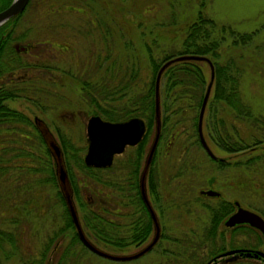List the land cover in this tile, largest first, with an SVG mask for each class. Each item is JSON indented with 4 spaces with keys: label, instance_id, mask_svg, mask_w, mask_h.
Instances as JSON below:
<instances>
[{
    "label": "rangeland",
    "instance_id": "374dc122",
    "mask_svg": "<svg viewBox=\"0 0 264 264\" xmlns=\"http://www.w3.org/2000/svg\"><path fill=\"white\" fill-rule=\"evenodd\" d=\"M38 1L30 0L27 4V0L12 25V35H18V40L13 39L18 47L32 45L31 55L20 53L22 60L31 64L16 69L15 74L28 69L29 75L28 82L20 81L18 87L25 84L26 88L32 90L34 86L41 85L42 89L40 92L26 91L25 95L7 98L3 103L21 110L30 119L35 115L41 118L58 144V134H63L73 144L84 148L80 149L81 155L86 149L85 123L90 113H93V107L87 103L88 98L81 88L82 79L87 77L90 81L101 83L114 72L119 73L124 67H130L132 62L134 67L137 66L141 83V80L149 76L145 45L149 46L154 55L160 54L162 50L179 48L185 27L193 20L200 5L202 13L216 22L227 23L236 31H254L248 45L231 47L234 52H230V48L223 44L222 51L233 54L244 68L239 87L241 99L253 113L264 116V0H203V4L200 3L201 0ZM13 40L8 39L7 43L10 44ZM200 60L207 77L209 66L206 61ZM31 73L37 78L31 76ZM48 76L50 80L46 81ZM101 92L98 95L95 93L100 103L114 102L109 100L110 96L108 99L101 98ZM185 109L173 142L165 145V141L169 139L164 131L154 149L152 170L157 178L158 196L154 198L146 187L147 197L160 225V234L154 245L142 255L129 260H113L86 250L80 253L78 264H202L211 256L209 249L213 244L215 247L212 249L222 245V249L215 250L217 253L240 241L257 242L256 247L264 250V236L256 234L257 231L250 226L246 231L245 228L240 231L231 230L229 225L220 221L216 225L213 242L210 244V240L204 238L210 218L207 209L216 204L219 195L230 200L238 199L243 206L258 212L264 218V156L257 158L249 167L241 162L235 166L214 167L204 148L193 143L195 134L190 135L192 112L186 106ZM237 124L238 133L247 141L252 137L251 132L259 135L251 123L242 120ZM24 130L31 134L30 140L23 143L27 144L26 149L29 151L28 164L44 167L46 154L43 144L34 137L35 128L30 125ZM12 135L17 136V133L9 129L0 130V138L3 140L12 139ZM202 135L215 157H227L233 161L237 157L244 161L248 155L259 152L255 148L251 152L227 153L211 143L203 131ZM151 137L150 133L139 160L138 171ZM177 139L181 143H175ZM21 141L23 140L19 137L18 143ZM258 145L264 146V140ZM134 154L132 147H126L121 154L114 156L110 164H113V169L106 171L103 170L106 167H99L103 168L99 174L102 178L111 177L119 182L127 171L122 165H127V160L133 159ZM25 157L21 156V160ZM184 157L189 162L187 164L183 161L187 166L185 174L173 176V171L180 167ZM69 163L73 173L83 174L82 169L78 165L77 168L71 159ZM21 172L23 173L20 169L13 170L19 182L27 177L26 173L23 175ZM33 175L38 177L44 175V172H32ZM13 184L14 182L8 184L0 181V192L4 190L3 197H0V230L4 233L11 231L18 243L19 229L22 232V249L34 256L45 234L60 225L62 208L54 196V187L50 182H40L28 188L23 185L17 193ZM205 188H213L220 194L200 195L199 190ZM114 194L108 200L120 211L112 212L110 216L120 227L126 228L128 218L123 215V211L127 209L132 212L133 206L124 205L127 199L123 194L122 197H119L117 191ZM23 199L26 200L25 203ZM10 217H15L16 222L11 221L14 218ZM151 234L152 230L142 242L136 245L131 243L122 248L108 247L102 241H95L92 237L89 239L106 251L128 253L146 243ZM1 246L8 250L9 244L2 241ZM219 257L221 256L215 257L216 262L210 263L211 260H208L205 264H261L253 260L225 261V256ZM0 258L1 264H22L18 253L3 259L0 251Z\"/></svg>",
    "mask_w": 264,
    "mask_h": 264
},
{
    "label": "trees",
    "instance_id": "16d2710c",
    "mask_svg": "<svg viewBox=\"0 0 264 264\" xmlns=\"http://www.w3.org/2000/svg\"><path fill=\"white\" fill-rule=\"evenodd\" d=\"M29 1L27 4L30 3ZM9 2L10 0H0V9L5 7ZM38 2L46 3L45 0H39ZM200 3L203 4V0ZM201 6L197 9L193 20L185 27L179 48L162 50L160 54L154 55L149 46L145 45L149 76L147 79L141 80V83L137 66L134 67L132 62L130 67H124L123 70H119V73L114 72L111 77L103 79L101 83L90 81L87 77L81 80V88L88 98L87 103L93 107L94 113H98L108 120H121L130 116H139L144 121L145 131L140 141L133 147L135 152L134 158L128 159L127 165H122L127 168L123 179L118 182L117 180H112L111 177L102 178L99 172L103 168L83 163L80 149L84 148L70 142L65 135L58 134L63 161L66 165L67 175L72 187V198L81 227L88 238L92 237L95 241H102L108 247L122 248L131 243L136 245L142 242L152 230L151 219L139 194L137 173L144 145L149 134L153 133L154 128L155 75L159 66L166 59L179 54H197L208 57L212 64L213 75L201 119V131L204 132V135H206L211 143L227 153L251 152L255 148L259 150L258 153L248 155L244 161L238 160L237 157L233 161L227 159V157H211L207 154L214 167L235 166L239 165L240 162L245 163L249 167L257 158L262 155L264 156V146L258 145L264 140V116L259 113H253L250 107L241 99L239 87L241 72L244 68L240 65V61L230 53L234 52V49L231 47L248 45L254 31H236L227 23L216 22L211 17L202 13ZM21 11L18 12V16ZM4 42L7 44L6 64L5 66L3 64L6 71L14 69L16 65L31 64L22 60L20 53L16 52L7 43L8 39L4 40ZM223 44L225 47L230 48V52L227 54L222 51ZM200 62V59L192 58L173 60L162 69L158 84L160 130L156 146L164 131H166L169 139L165 141V145L173 142L172 140L175 139V134H177V126L183 119V114L186 110L185 106L192 112L190 135L195 134L193 136V143L201 146L197 135L196 123L199 106L209 80V74L207 78ZM24 81L28 82V79ZM0 83V130L9 129L17 133V136L12 135V139L3 140V138H0V181L7 182L8 184L14 182L12 187H14L16 193L23 185H26L28 188V186H35L40 182H50L54 187V196L62 208L59 215L60 225L45 234L46 236L34 256H30L33 253L27 254L22 249V232L19 229L18 243L11 231L4 233L0 230V251L2 258L5 259L10 254L18 253V258L22 264H78L81 257L80 253L89 250L78 239L74 225L65 207L54 173L51 154L33 120L21 110H16L3 103L7 98L25 95L26 91L40 92L42 87L41 85L34 86L32 90L26 88L25 84L18 87V80L16 82ZM99 92H101V98L108 99L110 96L109 100L114 102H108L107 104L100 103L95 96V93L98 95ZM242 120L251 123L259 132V135H254L251 132L250 135L252 137L248 141L240 136L238 133L239 126H237L239 124L237 122L239 123ZM30 125L36 130L34 137L44 146L43 151L46 154L44 157L46 165L44 167L42 165L35 167L28 164L29 159L27 155L29 151L26 149L27 144L23 143L30 140V132L24 130V128ZM19 137L23 141L18 143ZM179 141L177 139L175 143H181ZM235 155L238 156L239 154L236 153ZM21 156H26L25 161L21 160ZM69 159L72 160L76 167L78 165L82 169L83 174L72 172ZM183 161L187 163L186 157L183 158L180 167L173 171V176L184 173V169L187 166ZM153 163L154 158L152 156L146 174V187L148 188V192L152 193L153 197L156 198L158 196L156 190L157 178L154 177L152 170ZM14 169L17 171L18 169L22 170L23 173H21L23 175L26 173L27 177L22 178L23 181L19 182L17 175L13 173ZM111 169H113V164L103 170L110 171ZM38 171H43L44 175L38 177L37 175L32 176V172ZM29 176L32 177L28 179ZM114 191L118 192L119 197H122V194L124 195L123 197H126L125 206L126 204L133 206L132 212H129L127 209L123 211V215L128 218L126 228L120 227L118 222L110 216V213L120 211L116 210L114 204L108 200L112 195H115ZM3 193L4 190L0 192V197H3ZM25 202L26 200L23 199V203ZM225 203L220 201L218 204L209 206L207 209L210 216L209 227L205 229L203 235L205 239L210 240V244L213 242L216 225L228 211V206ZM10 218H14L11 219L13 222L17 220L15 217ZM3 235L4 238H1ZM2 241H6L9 244L8 250L2 248ZM214 245L209 249L211 255L215 253V250L222 249V245L212 249V247H215Z\"/></svg>",
    "mask_w": 264,
    "mask_h": 264
},
{
    "label": "water",
    "instance_id": "95a60500",
    "mask_svg": "<svg viewBox=\"0 0 264 264\" xmlns=\"http://www.w3.org/2000/svg\"><path fill=\"white\" fill-rule=\"evenodd\" d=\"M27 0H11L4 8L0 9V22L5 21L7 18L13 16L17 12L21 11ZM202 59L205 60L209 65V80L206 84L205 91L199 106L197 115V135L201 146L211 157L214 154L208 147L202 132H201V119L206 102V98L209 94L211 81H212V64L208 57L197 54H179L166 59L158 68L155 79H154V106H153V117H154V128L150 143L143 157L142 166L138 176V188L140 197L148 211L149 217L152 223V234L149 240L136 250L128 253H112L106 251L94 242H92L84 233L78 215L76 207L72 198V187L67 175L65 164L63 161L62 150L55 137L49 131L46 123L36 115L33 116V123L40 132L53 160V168L56 176L57 184L61 192L65 207L70 216V219L74 225L76 234L80 242L91 252L96 255L106 257L113 260H129L142 255L148 251L158 239L160 234V225L157 215L147 197L145 188V175L148 165L151 161L160 130V108H159V95H158V84L159 76L162 69L173 60L180 59ZM145 131L144 121L139 116H130L121 120H108L101 118L98 114H91L88 116L85 123V132L87 137L86 149L82 155V160L85 165L94 167H107L112 162V157L115 153H119L123 150L125 144H135L142 137ZM200 194L207 196H218L219 191L213 188H205L199 190ZM238 222H247L251 226L257 228L262 234H264V219L253 210L238 206L231 214H229L223 221L224 225H232ZM238 250L226 249L220 254H229ZM245 250V249H244ZM246 254L249 255V250H245ZM218 254V255H220ZM254 254L263 255L264 253L260 250H255ZM205 264V263H204Z\"/></svg>",
    "mask_w": 264,
    "mask_h": 264
},
{
    "label": "flooded vegetation",
    "instance_id": "af4514ba",
    "mask_svg": "<svg viewBox=\"0 0 264 264\" xmlns=\"http://www.w3.org/2000/svg\"><path fill=\"white\" fill-rule=\"evenodd\" d=\"M11 1V0H10ZM18 16V13L14 14L13 16L7 18L5 21H2L0 22V44H2L0 46V82H4V83H7V82H16L18 80V82H23L25 79L27 80L29 78V75H28V69H25L22 73H19V74H15L16 72V69L17 68H21L25 65H16L14 69H11L9 71H6V69L4 68L5 64H6V44L4 42V40L6 39H11L13 40L14 38H16V40H18V35L16 34L15 37H13L12 35V31H13V27L12 25H14V23L16 22V17ZM16 40H13L12 43H10V46H12L14 48V50L16 52H19V53H28L29 55H31V48H32V45L31 44H25L23 45V47H18V43H16L15 41ZM18 42V41H17ZM22 48V49H21ZM29 51V52H28ZM4 64V66H3ZM31 76H34L32 75L31 73ZM30 76V77H31ZM35 77V76H34ZM42 77V76H40ZM37 78V76L35 77ZM48 80L46 81H49L50 80V76H48ZM29 80V79H28ZM1 85V83H0ZM91 114H98V113H90ZM99 115V114H98ZM101 118H103L101 115H99ZM105 119V118H104ZM47 125V124H46ZM145 125V124H144ZM142 138V137H141ZM140 141V140H139ZM138 141V142H139ZM137 142V143H138ZM137 143L135 144H132V145H129V144H125V146L123 147V150L119 153H115L112 157V161H113V158L114 156H117L118 154H121L124 149L127 147H134ZM87 145V143H86ZM140 170V169H139ZM138 174H139V171H138ZM147 174V172H146ZM145 187H146V176H145ZM200 194V193H199ZM200 195H203L205 196L204 194H200ZM149 199V198H148ZM220 201H223V202H226L225 204H227L228 206V211L225 213L224 215V218L221 219V222L224 221V219L229 215L231 214L234 210H236V208L238 206L240 207H243V208H247L245 206H243L238 199L234 198L233 200H230V199H226V198H223L221 195L218 196V201L216 202V204H218ZM215 204V205H216ZM252 210V209H250ZM254 211V210H253ZM256 212V211H254ZM258 213V212H256ZM259 214V213H258ZM260 215V214H259ZM261 216V215H260ZM262 217V216H261ZM263 218V217H262ZM264 219V218H263ZM248 226L252 227L253 229H255V232L256 234H259L261 237H263L264 235L255 227L251 226L250 224H248L247 222H238V223H234L232 225H229V229L231 228V230H234V229H238L239 231L242 229H244L246 231V228H248ZM251 229V228H250ZM252 230V229H251ZM221 233V232H219ZM242 236H244L243 234H241ZM245 237V236H244ZM254 241H256V239H253ZM240 241V243H235V244H232L229 249H234V248H238V250L232 252V253H229V254H220L222 253V251L224 250H221V251H218L217 253L211 255L207 260H205L202 264L206 263L208 260L211 262L210 263H213V262H216V259L215 257L217 256H225L224 260L227 261V260H244L245 262L248 261V260H253V261H256L258 263H261V264H264V256L263 255H255L254 254V251L255 250H260L264 253V250L262 249H259L256 247L257 245V242H252L250 241V243H244ZM249 250L250 254L247 255L246 254V251L245 250ZM220 254V255H218ZM219 257V258H221ZM252 261V262H253Z\"/></svg>",
    "mask_w": 264,
    "mask_h": 264
}]
</instances>
